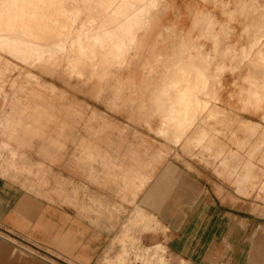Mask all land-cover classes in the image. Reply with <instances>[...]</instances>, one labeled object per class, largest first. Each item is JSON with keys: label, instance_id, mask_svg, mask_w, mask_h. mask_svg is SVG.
<instances>
[{"label": "crops", "instance_id": "obj_1", "mask_svg": "<svg viewBox=\"0 0 264 264\" xmlns=\"http://www.w3.org/2000/svg\"><path fill=\"white\" fill-rule=\"evenodd\" d=\"M226 1L240 0H166L169 7L152 17L151 1L133 2L139 19L122 25L139 21L142 28L129 38V64L106 101L98 100L95 81L81 93L53 85L61 93H42L43 101L0 97V118L8 123L0 143L25 156L9 165L20 171L15 179L13 171L0 175V264H102L106 248H112L107 258L121 251L126 231L143 248L161 245L170 264H254L252 250L264 237L257 246V236L249 239L253 216L244 206L253 192L237 161L245 151L226 138L237 115L259 122L236 110L238 103L248 110L252 101L232 102L233 83L242 74L232 71L234 62H218L224 89L218 98L227 102L215 107L228 113L192 128L179 143L174 132L162 135L177 98L172 83L195 88L194 100L207 101L199 92L213 78L208 57L245 45L242 19L224 16L232 7L222 12ZM223 30L230 31L226 37ZM189 47L199 51L186 53ZM152 70L157 76H149ZM160 95L170 101L162 119L155 114ZM13 125L21 128L12 132ZM203 132L210 140L196 144ZM143 215L151 219L146 229Z\"/></svg>", "mask_w": 264, "mask_h": 264}, {"label": "rangeland", "instance_id": "obj_2", "mask_svg": "<svg viewBox=\"0 0 264 264\" xmlns=\"http://www.w3.org/2000/svg\"><path fill=\"white\" fill-rule=\"evenodd\" d=\"M149 1L150 6L154 8L150 17L159 10L169 7L166 0H158V3L156 0ZM133 2L140 3L139 0H0L2 101H43L42 93L52 96L61 93V90L53 85L81 93L85 84H90L91 81H95L101 87L98 100L106 101L108 96L118 89L120 82L118 72L129 64L126 55L132 53L134 46L128 48L129 40L137 28H142L139 21L134 26L126 28L122 25L124 20L139 19L132 15ZM229 7L233 8L230 10L231 13L228 10L224 16L231 21L236 18L242 19L244 47L231 54L221 52L219 56L208 57L207 72L212 74L213 78L208 88L205 87L199 92L200 98L207 101L194 104L195 88L178 85L190 89L191 98L194 100L193 108L185 113L184 104L180 105V100L176 98L171 109L176 106L180 110L176 113H171L170 110L169 116L174 115V119L164 121L162 135L168 139V135L174 132L177 134L174 141L179 143L192 128L206 124L207 119H216L228 113L223 106L215 107L218 103L223 105L227 102L218 98L220 90L221 92L224 90L220 84L223 69L218 67V62L226 60L234 62L235 67L232 71L242 74L239 81L233 83L235 90L231 95L232 102L236 103V99L252 101L253 105H249L248 110L239 109V103L235 106L236 110L245 112L247 116L254 115L255 120L260 123L246 121L237 115V121L227 127L233 132L226 138L229 144H234L240 151H245L244 154L237 156V161L243 163L240 172H247L245 179H248L246 182L252 187L250 189L254 200L247 202L244 207L253 216L250 218L252 233L249 234V239L257 236L254 242V246H257L261 240L259 236L264 237V0H248L244 3L241 0L221 2L222 12ZM118 20L121 22L119 27ZM207 27L205 30L203 24L200 26V29L205 30L202 31V38L209 35ZM212 27L213 25L210 26ZM4 30L8 31L6 34L19 40L13 43L1 40ZM229 32L223 30L222 37H226ZM16 42H21L26 50L17 49L14 46ZM33 46H36L35 50ZM193 50L197 52L199 48L189 47L186 53ZM216 53L218 54L217 51ZM202 63V66L205 65L204 61ZM120 65L122 67H119ZM250 67L252 73H248ZM155 72L152 70L149 76H157ZM88 76L98 78L89 81ZM172 87L176 89L173 85ZM176 96H179L177 91ZM169 102L167 96L158 97L155 112L158 119H162L161 112L165 111ZM181 117L184 121L179 125ZM3 118H0V134L8 124ZM20 128L21 125H13L11 130L16 132ZM208 139V132H203L195 138L196 144ZM12 140L8 138V142ZM24 157L8 144L0 143V175L4 176L13 171L15 176L10 178L15 179L20 171L9 165L21 162ZM138 215L140 211H137L136 216ZM150 221L148 216L143 215L140 224L146 229ZM120 242L121 251L115 258L105 257L110 256L112 251L110 246L104 250L99 262L135 264V261H139V264H170V260L165 259L168 257L166 250L159 244L143 248V245L135 241L127 231L122 234ZM252 252L254 259L256 258L253 263L264 264V240ZM103 256L105 263L101 260ZM179 264L188 263L180 261Z\"/></svg>", "mask_w": 264, "mask_h": 264}, {"label": "bare ground", "instance_id": "obj_3", "mask_svg": "<svg viewBox=\"0 0 264 264\" xmlns=\"http://www.w3.org/2000/svg\"><path fill=\"white\" fill-rule=\"evenodd\" d=\"M130 27V26H129ZM8 31L4 30V34H3V37L1 40H6L8 43H13L15 42L16 40H19L18 38L14 37V36H11V35H8L6 34ZM14 46L19 49V50H26V47L22 45L21 42H16L14 44ZM33 50L36 49V46H33ZM172 85L176 88L175 90L179 93V96L177 97V99H179V104H184V109H185V113H188V111H190V109L193 108V105H192V101H194L192 98H191V92H190V89H187V88H182V87H178V85H176L175 83H172ZM199 102V100H195L194 101V104H197ZM172 106V105H171ZM171 110V113H176L178 112V110L180 109H177L176 106H173ZM174 119V115H170L168 116L167 118V121H171Z\"/></svg>", "mask_w": 264, "mask_h": 264}]
</instances>
